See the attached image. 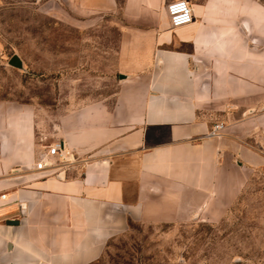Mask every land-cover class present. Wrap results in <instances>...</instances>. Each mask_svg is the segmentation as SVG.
I'll return each mask as SVG.
<instances>
[{
	"label": "crops",
	"instance_id": "crops-1",
	"mask_svg": "<svg viewBox=\"0 0 264 264\" xmlns=\"http://www.w3.org/2000/svg\"><path fill=\"white\" fill-rule=\"evenodd\" d=\"M170 1L80 0L121 13L112 99L0 101V260L92 264L131 223L225 219L264 176V5L187 0L172 29Z\"/></svg>",
	"mask_w": 264,
	"mask_h": 264
},
{
	"label": "rangeland",
	"instance_id": "rangeland-1",
	"mask_svg": "<svg viewBox=\"0 0 264 264\" xmlns=\"http://www.w3.org/2000/svg\"><path fill=\"white\" fill-rule=\"evenodd\" d=\"M121 18L85 13L80 0H0V101L35 105L44 116L63 100L112 99L120 34L113 21ZM13 56L23 70L8 65ZM92 264H264V176L252 178L225 219L131 223Z\"/></svg>",
	"mask_w": 264,
	"mask_h": 264
},
{
	"label": "built area",
	"instance_id": "built-area-1",
	"mask_svg": "<svg viewBox=\"0 0 264 264\" xmlns=\"http://www.w3.org/2000/svg\"><path fill=\"white\" fill-rule=\"evenodd\" d=\"M166 13L169 19V24L172 29H178L192 24L193 22V11L191 5L187 0H173L166 4ZM221 125H215L208 137L218 136L219 131L221 130ZM60 144H55L52 147H48V155L54 156L59 153ZM35 169L37 171H42L44 169L43 160L39 161ZM0 199L4 200L5 195H0Z\"/></svg>",
	"mask_w": 264,
	"mask_h": 264
},
{
	"label": "water",
	"instance_id": "water-1",
	"mask_svg": "<svg viewBox=\"0 0 264 264\" xmlns=\"http://www.w3.org/2000/svg\"><path fill=\"white\" fill-rule=\"evenodd\" d=\"M8 65L13 67V68H16L18 70H23V63L18 56H13L12 59L9 61ZM7 225L8 226H17L18 222L17 221H8ZM7 249L8 250L11 249L10 244H8Z\"/></svg>",
	"mask_w": 264,
	"mask_h": 264
}]
</instances>
